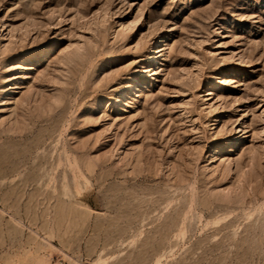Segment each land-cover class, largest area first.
I'll list each match as a JSON object with an SVG mask.
<instances>
[{
	"label": "rangeland",
	"instance_id": "1",
	"mask_svg": "<svg viewBox=\"0 0 264 264\" xmlns=\"http://www.w3.org/2000/svg\"><path fill=\"white\" fill-rule=\"evenodd\" d=\"M0 264H264V0H0Z\"/></svg>",
	"mask_w": 264,
	"mask_h": 264
},
{
	"label": "bare ground",
	"instance_id": "2",
	"mask_svg": "<svg viewBox=\"0 0 264 264\" xmlns=\"http://www.w3.org/2000/svg\"><path fill=\"white\" fill-rule=\"evenodd\" d=\"M147 69H150V68H149V67H145L144 70H142L143 73H145V70H147ZM100 74H101V73H100ZM142 75H143V74H142ZM216 153H217V152H216ZM215 159H216V158H215ZM215 159H213V160H215ZM213 160H212V161H213ZM210 162H211V161H210ZM212 163H213V162H212ZM212 165H213V164H212Z\"/></svg>",
	"mask_w": 264,
	"mask_h": 264
}]
</instances>
